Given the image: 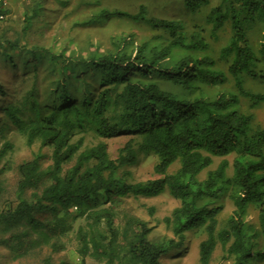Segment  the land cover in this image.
I'll return each mask as SVG.
<instances>
[{
    "label": "trees",
    "instance_id": "1",
    "mask_svg": "<svg viewBox=\"0 0 264 264\" xmlns=\"http://www.w3.org/2000/svg\"><path fill=\"white\" fill-rule=\"evenodd\" d=\"M30 1L15 37L0 34V69L31 82L2 106L0 131L12 125L27 146L49 148L50 163L40 151L20 161L13 199L3 203L0 172V246L11 260L48 247L43 264H55L52 253L72 233L74 264H167V255L202 234L200 264H210L217 247L221 264H264V123L254 124L250 111L264 104V90L246 86L247 79L264 86V0H218L208 10L211 0H182V14L170 19L144 4L134 13L100 7L70 29L126 19L154 31L113 36L103 51L29 43L36 24L47 28L44 17L53 22L70 0ZM122 136L113 158L107 140ZM11 149L3 142L0 160ZM140 156L157 177L133 180ZM214 156L223 158L200 179ZM163 193L178 205L161 217L167 233L156 236L126 202ZM226 198L233 207L221 221Z\"/></svg>",
    "mask_w": 264,
    "mask_h": 264
},
{
    "label": "rangeland",
    "instance_id": "2",
    "mask_svg": "<svg viewBox=\"0 0 264 264\" xmlns=\"http://www.w3.org/2000/svg\"><path fill=\"white\" fill-rule=\"evenodd\" d=\"M4 1L5 6L2 7V9L5 10V13L3 14L4 17L0 19V34L5 33L6 37L14 38L16 30L20 31V28L23 25L24 10L27 7H31L32 4H30V0ZM77 1L78 0H70L67 5L63 4L64 6L61 7L60 15L57 16L56 20L53 22L52 20L49 21L47 17H44L45 22L47 24L50 22V24L47 28L41 24H36L38 29L35 30L33 28V31L26 37L29 43H35L39 48L51 45L53 50L61 48L62 46H69L70 48H74L75 46L88 47L92 50L94 46L100 45V50L103 51V49L110 44V38L113 36L133 32L136 36L143 37L144 35H152L154 31L148 29L143 24H136L126 19L112 20L106 22L104 25L91 26V28L70 29L72 23L76 20H82L100 7L120 9L134 13L137 11L140 4H144L148 8L150 15L168 19L180 16L183 10V7L181 6L182 0H83V3L79 4H77ZM90 1H94L95 3L90 5ZM217 2L218 0H211L210 4L205 7L206 10L215 5ZM44 10L47 11L46 6ZM176 10L180 13L179 15H174ZM227 32L228 27L224 30L221 41H223L224 37L227 36ZM52 40L55 41L54 45H52ZM89 43L90 46H88ZM46 65L47 64L41 66L43 67L42 72L46 71ZM20 76L19 70L14 71L7 66H3V68L0 69V81L3 82L2 89L4 92L6 91L5 96H0V119L2 117L1 108L7 99L15 92L16 94L13 97L18 98L21 94H24L25 90H27L30 86V81H24L21 83L19 80ZM230 82L231 79H226V82L224 83L226 87L230 86ZM261 84L262 83L257 80L247 79L246 81L247 88L255 92H261L264 90V86ZM242 107L243 109H247L249 111L248 101L245 100V102L242 103ZM250 111L254 116V124L257 123L256 125H258L259 123H264V104H260L258 107L253 108ZM126 140L127 138L125 136L107 140L108 151L113 158L115 157L118 148L123 146ZM5 141H9L11 143L12 149L8 151L5 158L0 160V172L2 174L1 179L4 180L5 184H7V192L4 194L1 203H3L6 199H13V188L17 180L15 167L20 161L27 160L32 157L33 153L40 151L45 155L43 165L46 166L50 163L48 158L50 154L49 148L44 147L40 150L38 143H35L31 147L27 146L24 142V138L12 125L7 126L2 132L0 131V147H2V144ZM93 141V139L88 137L86 139V144H90ZM222 158L223 157L214 156L213 163L199 174V178L204 179L207 170L215 168L217 163ZM226 158L229 161H232V156H227ZM3 166L5 169L4 171H1ZM178 167L179 164L176 162L170 167L169 171L176 170ZM130 169L133 171L134 181L153 178L154 176L157 177L156 174L153 173L148 158H145L144 156H140L138 163ZM222 201L223 209L220 214L221 221L226 218L233 207L227 198ZM177 205L178 201L171 197L168 193H163L151 198L137 200L128 199V202H126V206L132 211V213L146 219L147 221H151L153 225V235L167 233L161 222V217L170 213ZM148 207H153L155 209L153 216H147V212L149 210ZM248 220L250 223L256 224V210L252 206L249 207ZM202 238V234L191 235L189 242L185 245V247L181 246V248L172 255H167L164 261L167 264H200L198 260V245ZM63 241L66 247L62 251L52 253V263L58 264L59 260L64 259L67 264H74L77 259L74 258L72 252V249L75 247L72 233L66 242L65 239H63ZM49 254V248L44 247L42 250L31 253L27 257L11 260L8 250L0 246V264H43L45 257ZM221 257L222 251L220 247H217L213 253L210 264H221Z\"/></svg>",
    "mask_w": 264,
    "mask_h": 264
},
{
    "label": "built area",
    "instance_id": "3",
    "mask_svg": "<svg viewBox=\"0 0 264 264\" xmlns=\"http://www.w3.org/2000/svg\"><path fill=\"white\" fill-rule=\"evenodd\" d=\"M0 4H1V7H4L5 6V1L4 0H0ZM4 17L3 13H0V19H2Z\"/></svg>",
    "mask_w": 264,
    "mask_h": 264
}]
</instances>
